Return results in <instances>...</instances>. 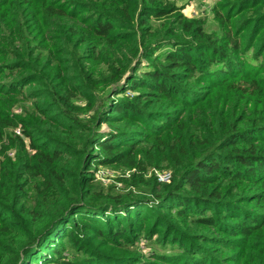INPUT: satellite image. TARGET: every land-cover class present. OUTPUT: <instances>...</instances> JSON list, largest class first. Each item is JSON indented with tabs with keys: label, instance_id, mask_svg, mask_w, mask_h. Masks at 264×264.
Returning a JSON list of instances; mask_svg holds the SVG:
<instances>
[{
	"label": "trees",
	"instance_id": "trees-1",
	"mask_svg": "<svg viewBox=\"0 0 264 264\" xmlns=\"http://www.w3.org/2000/svg\"><path fill=\"white\" fill-rule=\"evenodd\" d=\"M211 13L0 0V264H264V0Z\"/></svg>",
	"mask_w": 264,
	"mask_h": 264
},
{
	"label": "rangeland",
	"instance_id": "rangeland-1",
	"mask_svg": "<svg viewBox=\"0 0 264 264\" xmlns=\"http://www.w3.org/2000/svg\"><path fill=\"white\" fill-rule=\"evenodd\" d=\"M173 1H175L178 7L182 8V11L186 16L190 18L196 17L198 19H205L206 27L209 31L217 29V24L213 20V15L211 13V10L213 6L215 5V3L218 2V0H173ZM24 107L25 108L30 107L28 101H24L16 105L13 108L12 113L17 116L24 115L23 114ZM18 110H20L21 112H17ZM107 130H108L107 126H104V131H107ZM0 149H1V146H0ZM16 150L15 149L9 150L8 155L11 151H14L16 153ZM125 173L123 172L121 173V175L122 174L124 175ZM97 174L100 177V180L106 184V186H110L114 184L115 177L112 171H109L107 169L104 170L101 168ZM126 174H129V172H127ZM116 192H118V190H116Z\"/></svg>",
	"mask_w": 264,
	"mask_h": 264
},
{
	"label": "built area",
	"instance_id": "built-area-1",
	"mask_svg": "<svg viewBox=\"0 0 264 264\" xmlns=\"http://www.w3.org/2000/svg\"><path fill=\"white\" fill-rule=\"evenodd\" d=\"M17 112H21L18 110ZM14 134L18 137L24 138L23 131L20 127H17L14 130ZM25 142L28 143V139L24 138ZM29 151L32 153V151L29 149ZM16 153L14 151H11L9 153V156L11 158H15ZM155 175L160 183H170L171 182V175L172 172L170 170H164V171H155Z\"/></svg>",
	"mask_w": 264,
	"mask_h": 264
}]
</instances>
